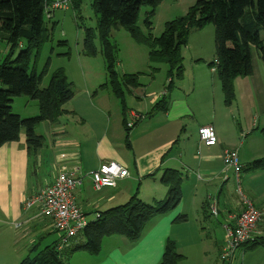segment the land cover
<instances>
[{"label":"crops","instance_id":"0c3cea01","mask_svg":"<svg viewBox=\"0 0 264 264\" xmlns=\"http://www.w3.org/2000/svg\"><path fill=\"white\" fill-rule=\"evenodd\" d=\"M201 54L203 50L200 48L198 55L193 54L190 58L187 75L184 67V75L180 79L174 78L170 88V79L166 77L168 67L164 63H158L166 67L163 71L165 76L161 77L140 75L141 72L135 73L137 70L119 74H138L139 79L142 76L146 78L144 83L139 81L136 88L125 93V114L111 89L102 84L103 80L93 84L85 81L83 89L79 87L78 91H74L73 98L64 105L66 112L55 124L44 121L36 126V135L43 139L39 150L35 153L28 151L24 131H21L18 141L0 147V239L9 242L4 251L3 245L0 246V254L8 253L3 258L9 260V264H19L26 258L33 259L59 242V235L51 222L40 215L39 209L32 207L25 211L22 204L52 183L62 169L74 164L79 165L82 173L86 174L75 188L74 197L86 217L89 213L94 214L92 219L86 218L89 222L94 221L99 212L121 206L134 195L149 204L163 201L167 194V188L161 182L164 171L175 170L181 176L182 198L179 205L166 214L153 217L135 242L128 243L127 239L117 235L103 238L101 249L95 254V264H160L168 241L175 242L182 255L202 243L196 224H207L206 218L209 217L215 221L213 226L221 225L223 229L222 225L229 221V216H236L242 211L243 199L251 201L263 213L252 241L259 238L264 240V192L254 193L246 188L243 194L241 187L246 181L242 176L236 180L234 175L236 191L241 193L242 198L239 201L232 199L228 176L233 171L223 165L225 150H236L239 156L240 149L245 146L250 151L242 154V163L239 157L243 171H246L245 165L264 159L263 154L255 152L247 139L241 141V138L243 140L248 135L257 134V131L263 136L264 122L260 121L256 112L245 119V126L241 124L240 119L244 114L241 116L237 108L235 111L232 109L233 102L225 104L221 87H216L213 69L206 67ZM182 57L184 63L183 54ZM258 62L252 59L251 76L234 80L235 101L239 91L242 101L247 98L251 100L252 92L259 93L261 80L264 79V65ZM255 68L260 74L257 79ZM160 72L158 68L157 73ZM162 93L168 97V109L154 113L153 107ZM220 98H223V108L225 106L226 109L217 106ZM208 100L213 101L209 116ZM235 113L239 120L235 119ZM124 119L125 123L133 121V126L127 129ZM201 126L214 128L217 139L215 146L204 147L199 142L197 129ZM37 128H41V131L36 132ZM105 162L122 165L128 170L129 177L118 180L113 188L95 191L90 175ZM257 174L249 175L247 181L258 178ZM212 201L218 207L216 218L209 213ZM183 215L186 220L179 222L177 218ZM224 240L223 231L221 240L212 241L219 254ZM246 248L242 247L236 253H243L245 264ZM261 248L257 247L255 251ZM202 251L205 252V249ZM82 253L77 251L71 254L67 262L70 257L82 256ZM249 263L257 264L255 261Z\"/></svg>","mask_w":264,"mask_h":264},{"label":"trees","instance_id":"16d2710c","mask_svg":"<svg viewBox=\"0 0 264 264\" xmlns=\"http://www.w3.org/2000/svg\"><path fill=\"white\" fill-rule=\"evenodd\" d=\"M162 1L92 0L97 15L96 30L106 63L107 83L104 86L111 89L125 114V93L139 85V75L121 76L117 73V47L109 41L112 30L124 29L139 44L147 46L150 62L166 64L170 88L173 79H180L183 75L181 48L186 45L191 29H202L212 24L215 62L208 67L213 69L219 81L225 104L230 105L235 97L234 80L253 73L252 47L264 65V0H197L185 17L166 23L164 32L159 37H153L150 20ZM49 2L52 0H0V39L7 46V52L0 60V147L18 141L21 131H24L27 149L35 153L43 142L42 137L35 133L36 126L44 121L55 124L66 112L64 105L74 96L72 84L61 70L49 78L46 87H40L47 74V65L43 72L37 73L36 62L43 43L50 39L45 21V7ZM80 4L81 0H70L74 10H78ZM142 6L149 8L145 15V27L149 31L146 36L137 24ZM46 20L47 23L51 21ZM84 50L89 56L96 54L91 29L86 30ZM21 96L37 102L36 116L21 118L11 112L13 100ZM168 103V97L160 96L153 112L167 111ZM125 122L124 119L127 127ZM259 169H264V159L249 163L244 170ZM180 181L177 171L166 169L161 178L167 188L163 201L149 204L134 195L125 204L99 212L94 221H87L85 229L68 242L72 243L69 248H66L67 245L59 250L58 242L35 258H26L19 264H66L67 257L77 251L97 254L103 238L114 235L131 242L137 241L153 217L166 214L179 205L182 198ZM177 220L184 222L186 217L179 216ZM249 242L252 243L251 248H264L262 238ZM182 260L183 256L168 241L160 264H181Z\"/></svg>","mask_w":264,"mask_h":264},{"label":"rangeland","instance_id":"374dc122","mask_svg":"<svg viewBox=\"0 0 264 264\" xmlns=\"http://www.w3.org/2000/svg\"><path fill=\"white\" fill-rule=\"evenodd\" d=\"M54 1L56 0H52V2ZM196 1L197 0L162 1L155 9L154 16L150 20V34L153 37H159L164 32L166 23L185 17L189 13L190 9L196 4ZM50 3L51 2H49V4ZM147 12H149V8L146 6H142L139 10L137 22L138 27L144 33L145 36L149 33V31L145 27V15ZM52 15L53 18L48 23L45 17L46 25L49 29L50 39L47 42L43 43L39 57L36 62L37 73L43 72L47 65V74L43 78L40 87H46L49 82V78L54 73L60 70L67 77L68 82L72 84V88L74 91H78L79 87L80 90H82L85 81H88L93 84L97 80H103L102 84L106 83V63L102 53L99 35L96 30L97 15L92 7V0H81V4L78 10H74L73 8H71V5H69L65 9L56 10ZM87 29H91L93 31V45L96 48V54L94 56L87 55L84 50V39ZM109 41L117 47L116 71H118V74H123L127 70H137L135 71V73L141 72L140 75L149 74L151 76H165L163 71H165L166 67L162 66L161 64H158V62H150L148 59L149 50L147 46L144 44H139L124 29L112 30L110 32ZM200 48L201 50H203V54H201L203 56L202 61L205 63L206 67H208L210 63L215 62L214 27L212 24H208L202 29L192 28L190 35L188 36L186 45L181 48V52L185 58L183 67L186 68V75L189 71V62L191 56L193 54L198 55ZM251 49L255 62L259 61L258 63H260V65H263L259 57H257L256 55V50L253 47ZM6 52L7 46L5 42L0 39V60L3 58ZM158 68H160L162 71L160 72V74L157 73ZM255 71V78L257 79L260 74L258 73L257 68H255ZM145 79L146 78L142 76L139 81L144 83ZM214 81L216 87L220 89L219 81L215 75ZM260 88L261 89L259 93L255 92L254 94L252 92L253 97L251 100L248 98L244 101L240 100L239 97L242 93L241 91L237 92V100L235 101L236 89L234 87L235 97L232 101V109L235 111V108H237L241 116L242 113L244 114L243 119H240L241 124L244 126L245 119H249L250 116L252 114H256V112H258L257 117L260 118V121L264 122L263 78L260 83ZM159 89H157V91H159ZM220 99L221 102L219 104H217L216 102L217 106L220 107V109H226L225 106L223 108V98ZM208 103H210V111L208 113L209 116L210 114H212L213 101L208 100ZM216 109L217 107L215 106V110ZM257 109L258 111H256ZM11 112L15 115L20 116L21 118L34 117L38 114L37 102L25 96L16 97L13 100V103L11 104ZM234 117L235 119L239 120L237 113H235ZM237 123L240 124V122L238 121ZM40 129L41 128H37L36 132H40ZM260 135L261 134H259V131H257V134H251L250 136L248 135L249 137L246 136L243 140L241 138V141L247 139L249 145L253 147L254 151L259 152L263 154L262 156H264V135ZM249 151L250 149L247 146H245L243 149H240V162L242 160V154H248ZM247 165H245V167ZM253 173H258V178H255V180L252 181H247L249 175H252ZM233 176L234 174L230 172L228 177H230V187H232V199L239 201L241 200L242 195L241 193H238L236 191L237 186L234 183ZM240 176H242L243 180L245 179L246 181L242 184L241 187L243 194H245L246 188L253 191L254 193L262 194L264 192V170H262V172H251L242 170ZM88 189L91 188H89L88 186ZM93 217L94 214L89 213L86 218L90 220ZM206 219L208 220L207 224H196L198 231L197 235L199 238L201 237L202 243H198L196 245V248L193 247L191 248V250L185 251V253L182 254L184 258L181 261V264H245L243 263V253L236 254L234 259L229 263H223L220 261V254L218 253V249L216 248V246L212 244V241H215V239L221 240L223 229L221 228V225L213 226V222H215L214 219L210 220L209 217ZM199 233L201 235H199ZM8 236H12V234H9ZM126 241L128 243L131 242L128 240ZM0 242V246L3 245L4 251L5 247L8 246L9 242H5L3 239H0ZM172 243L174 244L177 253H180V250L176 243ZM251 245V242H248V244L246 245V264H250V261H255V263L257 264H264L263 248H261L262 250L260 249L258 251H255L257 250V247L251 248ZM203 249H205V252L202 251ZM7 254V252H1L0 264L10 263L9 260L3 258L4 256H7ZM81 255L82 256L78 257L77 255L70 257L68 262L65 263L95 264L96 257L94 254H88L86 252H83ZM76 258H81V260L76 261Z\"/></svg>","mask_w":264,"mask_h":264},{"label":"built area","instance_id":"2783aa9c","mask_svg":"<svg viewBox=\"0 0 264 264\" xmlns=\"http://www.w3.org/2000/svg\"><path fill=\"white\" fill-rule=\"evenodd\" d=\"M69 5L70 0H56L46 5V19H52V14L56 10L65 9ZM134 119L137 118L134 117ZM126 125L131 128L133 121H129ZM197 133L199 142L204 147H212L217 144L215 130L212 126H201ZM223 165L226 169H232L236 180H240L242 166L239 163L236 150L231 149L223 152ZM85 176L86 174L82 173L77 164L68 169H62L52 183L37 191L22 204L25 211L37 207L40 215L51 222L53 229L59 235V250L66 247L68 242L87 226L86 215L77 205L74 197L75 188ZM90 176L93 190L100 191L103 188L115 187L118 180L129 177V172L116 162H105ZM243 207L238 215L229 216V221L223 225L225 240L219 257L223 263L231 262L237 251L244 244L252 241L257 233L258 223L262 219L263 213L247 199H243ZM209 213L212 217L218 216V207L215 201L210 202Z\"/></svg>","mask_w":264,"mask_h":264}]
</instances>
